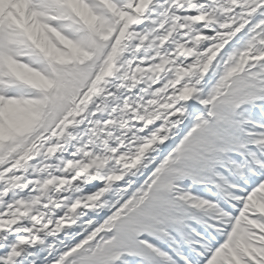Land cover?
<instances>
[{"label":"snow or ice","instance_id":"obj_1","mask_svg":"<svg viewBox=\"0 0 264 264\" xmlns=\"http://www.w3.org/2000/svg\"><path fill=\"white\" fill-rule=\"evenodd\" d=\"M0 264H264V0H0Z\"/></svg>","mask_w":264,"mask_h":264}]
</instances>
